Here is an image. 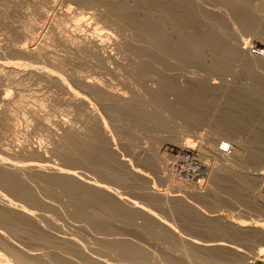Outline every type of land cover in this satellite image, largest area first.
I'll use <instances>...</instances> for the list:
<instances>
[{
  "label": "rangeland",
  "instance_id": "374dc122",
  "mask_svg": "<svg viewBox=\"0 0 264 264\" xmlns=\"http://www.w3.org/2000/svg\"><path fill=\"white\" fill-rule=\"evenodd\" d=\"M73 33L105 39L107 55L73 42ZM252 44L264 45V0H0V108L8 92L13 101L0 121V155L11 152L23 167L64 163L142 208L39 174L36 194L50 206L32 193L22 195L28 204L0 182L8 197L0 196V264H264L261 234L214 219L225 211L264 225V65L248 56ZM218 134L216 149L227 140L238 153L219 173L205 147ZM22 144L46 147L47 157L23 154ZM11 204L23 207L22 218L37 208L20 221ZM4 225L21 230L13 236ZM212 237L239 252L192 241Z\"/></svg>",
  "mask_w": 264,
  "mask_h": 264
},
{
  "label": "bare ground",
  "instance_id": "6f19581e",
  "mask_svg": "<svg viewBox=\"0 0 264 264\" xmlns=\"http://www.w3.org/2000/svg\"><path fill=\"white\" fill-rule=\"evenodd\" d=\"M154 5V4H153ZM156 6V5H155ZM163 7V6H162ZM162 11H163V9H162ZM158 12V11H157ZM162 13V12H161ZM160 13V14H161ZM151 15V14H150ZM157 15H158V13H157ZM159 16V15H158ZM160 19V18H159ZM158 21V20H157ZM163 21V20H162ZM152 22H153V20H152ZM151 22V24H153ZM148 25V24H147ZM151 26V25H150ZM152 27V26H151ZM152 28H154V27H152ZM155 29V28H154ZM74 34V33H73ZM72 34V35H73ZM80 34V33H79ZM75 35V34H74ZM87 35H85V37H84V35H82V36H80V35H75L72 39H73V42L74 41H79L78 43H80V42H82L84 45H86L87 47H90V48H92V49H90L89 48V50H93V48L95 49V50H97L98 52H100L102 55H107V53H108V49H107V47H108V44L105 42V39H103V38H101L100 36H96L95 35V37H93V36H87ZM83 45V46H84ZM86 46H85V48H86ZM35 48H37V47H35ZM35 48H33V49H35ZM32 48L31 49H28V48H23V51L25 52V53H31V52H33V51H35V50H33ZM94 50V51H95ZM242 51H244V52H246V47H243L242 48ZM37 52V51H36ZM99 53V54H100ZM250 58H253L254 59V62L256 61V60H259V62H257V65L258 66H260V65H264V58L263 57H259V58H257V57H252V56H254V55H252V56H250V54L248 55ZM260 60H262V61H260ZM255 65V64H254ZM257 67V66H256ZM264 67V66H263ZM260 68H262V67H260ZM264 69V68H263ZM10 92H8L6 95H4V97L2 98V102L5 104V107L3 106V108H0V121H2L5 117H6V114L8 113L7 111H8V108H7V106L9 107L10 105H11V103L13 102L12 101V97L10 96ZM16 99V98H15ZM14 99V100H15ZM16 101V100H15ZM129 101V100H128ZM125 102H127V101H125ZM123 104H124V102H122ZM130 103V102H129ZM128 103V104H129ZM7 105V106H6ZM121 105V104H120ZM1 106V105H0ZM131 106V105H130ZM127 107H128V105H127ZM10 109V108H9ZM11 110V109H10ZM13 111V110H12ZM11 111V112H12ZM43 115V114H42ZM7 116H8V114H7ZM37 116H38V114H37ZM8 117H11V115L10 116H8ZM40 117V116H39ZM33 118V117H32ZM26 119V118H25ZM8 120V119H7ZM6 120V121H7ZM10 120V119H9ZM30 120V119H29ZM40 121V120H39ZM65 122V121H64ZM66 123V122H65ZM65 123H63L62 125H63V128L62 129H64L65 130V132H67L68 131V129H66L67 128V126H68V124L69 123H67V126H66V124ZM88 125V124H87ZM91 125V124H90ZM51 126V125H50ZM82 126V125H81ZM48 127V126H47ZM70 127H72V126H70ZM28 128V127H27ZM13 129V128H12ZM75 129V128H74ZM72 130V129H71ZM70 130V131H71ZM84 130V129H83ZM69 131V132H70ZM73 131V130H72ZM64 132V131H63ZM90 132H91V130H90ZM89 132V135L91 134ZM217 132V131H216ZM215 132V133H216ZM72 133V132H71ZM81 133H82V131H81ZM87 133V132H86ZM64 134V133H63ZM67 134V133H66ZM99 134V133H98ZM103 134V133H102ZM3 135V134H2ZM7 135V134H6ZM27 135V134H26ZM68 135V134H67ZM92 136H93V134H91ZM99 135H101V132H100V134ZM109 136V134H107V133H104L103 135H102V138H103V140L104 141H107V142H110L111 141V139L108 137ZM216 135V134H215ZM62 136V138H61V140L57 137V140L59 139V143H60V141H62V139H65V135H61ZM92 136H89V137H92ZM221 134H218V136H212V137H209V139L207 140V144L209 145V147L208 146H205V147H207V148H209V151H211L212 152V156H213V159L216 161H214V163L217 165H215L216 166V168H215V172H222V171H226L228 168H231V166L233 165V163H234V161H236L235 159H234V157H236V155L238 154L237 153V151L236 150H234V148L232 149V151H231V153H229V154H225V153H223L221 150H219V148L218 149H216L215 148V144H216V142L218 141V139H220L221 138ZM64 137V138H63ZM93 137H95V136H93ZM6 138V137H5ZM56 138V137H55ZM67 138V137H66ZM76 138V137H75ZM229 138V137H228ZM231 139V138H230ZM6 140V139H5ZM66 140V139H65ZM72 140V139H71ZM236 140V139H235ZM67 141V140H66ZM42 143V142H41ZM62 143H66L65 141L63 142L62 141ZM68 143V142H67ZM231 143V142H230ZM38 144V143H37ZM40 144V143H39ZM206 144V145H207ZM27 145H29V144H27ZM27 145L26 144H24V146H23V144H22V146L23 147H27ZM44 145V144H43ZM63 146H64V144H62ZM108 145H110V144H108ZM240 145V144H239ZM33 145H29V147H32ZM45 146H47V145H45ZM50 146V145H49ZM58 146H60V145H58ZM111 146V145H110ZM23 147H21L22 149H23V152L21 151V150H19V152H22L23 154H25V152L27 151V152H29V153H33L32 155H39L38 157H47V150L44 148V146H42V145H37V146H34V147H32V148H28V149H24ZM62 147V146H61ZM109 147V146H108ZM111 147H113V146H111ZM110 147V150L112 149ZM62 148H64V147H62ZM116 148V147H115ZM16 149V148H15ZM19 149V148H18ZM18 149H17V152H18ZM6 150V149H5ZM59 150V149H58ZM93 150V149H92ZM114 150V149H113ZM12 151V150H11ZM61 151V150H60ZM69 151V150H68ZM87 151H89V150H87ZM115 151V150H114ZM207 152L206 153H208V149L206 150ZM233 151H235V153H236V155H235V153H234V155H233ZM3 152V151H2ZM5 152V151H4ZM3 152V153H4ZM62 152V151H61ZM61 152H59V153H61ZM66 152V151H65ZM107 152H108V150H107ZM113 151H111V153H112ZM9 153L11 154V152H8V155H9ZM21 153V154H22ZM102 153V152H101ZM104 153V152H103ZM110 153V154H111ZM115 153L117 154V152L115 151ZM121 153V152H120ZM0 154H2V153H0ZM13 154V153H12ZM15 154V153H14ZM13 154V155H14ZM19 154V153H18ZM22 154V155H23ZM30 154V155H31ZM108 154H109V152H108ZM113 154H114V152H113ZM5 155L6 156H8L7 155V153H5ZM12 155V156H13ZM17 154H15L14 156H16ZM31 155V156H32ZM6 156H3V155H0V182H2L1 183V186H2V184L3 185H6V187L8 188H10L11 190H13V191H10V193L11 192H19L20 193V197L23 195H26V194H28L29 196L31 195L30 193H32V195H34V194H38V189L36 188V186H34V185H36V183H38L39 184V182H36L35 184H34V177H36V176H33L32 174H39V175H42V176H46L48 179H50V178H53V179H55L54 181L56 182L57 180L58 181H61V187H66L67 185L69 186V184L71 185V184H73V183H75V184H77L78 186L79 185H81V187L80 188H82L83 189V187L84 186H86V189H88V191L87 190H85V191H87V192H90L89 190L91 189V191H93V190H97L98 192H101L103 195H105L106 196V198H107V196H109V197H111L112 198V202L114 203V201H118V203H120L121 204V207H124V204H125V206L127 205L126 203H129V202H127V201H129V199H126L127 201H125L124 202V200H123V198L121 197V196H118L116 193H117V190H116V193H113V191L111 192V190H109V189H105L104 187H103V185H102V183H99V181L97 180V179H95V178H92V177H90L89 175H86V173H83V172H79V171H75L76 170V168H75V170H73L74 169V167H71L70 165V167H68L66 164H64V163H62V164H64V165H66V166H64V165H62V164H59V165H52V164H42V165H35L36 163H34V165L32 166L31 164V166H29V167H27V165H25L26 167H23V166H21V165H17V164H14V163H12V162H10V160L6 157ZM11 156V155H10ZM18 156V155H17ZM20 156V155H19ZM49 156V155H48ZM109 156H111V155H109ZM114 156H116L117 157V155H114ZM209 156H210V153H209ZM239 156V155H238ZM28 157V155L26 156V158ZM36 157V156H35ZM15 158V157H14ZM31 158H33V157H31ZM43 158V159H44ZM119 158V157H118ZM40 159V158H39ZM40 160H42V158L40 159ZM49 159H47L46 158V161H48ZM93 160V159H92ZM107 160V159H106ZM16 161V160H15ZM43 161H45V159L43 160ZM45 161V162H46ZM65 161V160H64ZM89 161V160H88ZM94 161V160H93ZM122 161V160H121ZM124 163L126 162V161H123ZM91 163V162H90ZM120 163V162H119ZM118 163V164H119ZM126 164V163H125ZM128 164V163H127ZM236 164V163H235ZM123 165V164H122ZM238 167V166H237ZM67 168V169H66ZM246 168V167H245ZM251 168V167H250ZM130 169V168H129ZM206 169V168H205ZM213 169H214V167H213ZM244 169V168H243ZM252 169V168H251ZM230 170V169H229ZM233 170H235V169H233ZM245 170H247V169H245ZM231 171L232 170H230V173H231ZM236 171V170H235ZM210 172V171H209ZM247 172V171H246ZM255 173V172H254ZM98 174V173H97ZM236 174V173H235ZM247 174V173H246ZM210 175H211V173H210ZM98 176V175H97ZM233 176V175H232ZM242 177V176H241ZM210 178V177H209ZM44 179H46L45 177H44ZM48 179H46L45 181L47 182V180ZM53 179H50V181H53ZM41 180V179H40ZM211 180V179H210ZM49 181V180H48ZM57 181V182H58ZM102 181V180H101ZM244 181V180H243ZM42 183V182H41ZM59 184H60V182H58ZM105 183V182H104ZM49 184V183H48ZM56 184V183H55ZM64 184H65V186H64ZM76 185V186H77ZM82 185H83V187H82ZM105 185H107V184H105ZM1 186H0V191H1ZM38 186V185H37ZM39 186H40V184H39ZM39 186H38V188H39ZM55 186H59L58 184L57 185H55ZM73 186H74V184H73ZM76 186H74L75 187V189H79V187H77L76 188ZM41 187V186H40ZM60 187V188H61ZM69 187H72V186H69ZM69 187H67V189L69 188ZM87 187H90V188H87ZM108 187V186H107ZM3 188H5V186H3ZM209 188V187H208ZM40 189V188H39ZM41 189H42V187H41ZM41 189L39 190V191H41ZM111 189V188H110ZM113 189V188H112ZM205 189V188H204ZM43 190V189H42ZM80 190V189H79ZM201 190V189H200ZM6 191H8L9 192V190L8 189H6ZM71 191V190H70ZM96 191V192H97ZM115 191V190H114ZM2 192V191H1ZM5 192V191H4ZM42 192V191H41ZM96 192H94V193H91L90 195H93V194H96ZM97 192V193H98ZM123 192V191H122ZM260 192V191H259ZM19 193H16V194H18V196H17V198L19 197ZM121 193V192H120ZM201 193V192H200ZM203 193H205V192H203ZM264 193V192H263ZM9 194V193H8ZM15 193H14V195H16ZM36 194V195H37ZM43 194V193H42ZM41 193L39 194V195H42ZM119 194V193H118ZM121 194H123V193H121ZM1 195H4V194H2L1 193ZM0 195V196H1ZM7 195V194H6ZM6 195H4L3 197H5V198H8ZM39 195H37L36 197H38V198H40L39 199V201H38V199H37V201L40 203V201H41V196H39ZM98 195V194H97ZM103 195H98V197L100 196L101 197V200H102V198H103ZM165 195V194H164ZM164 195H162V196H164ZM167 195V196H166ZM165 196L167 197V200H166V202L168 201V203H169V200L170 199H168L169 198V196H171V195H168V194H166ZM12 195H10L9 197H11ZM23 196L21 197L22 199H24L23 198ZM96 196V195H95ZM164 196V197H165ZM263 196H264V194H263ZM2 197V196H1ZM12 197H15V196H12ZM11 197V198H12ZM25 197V196H24ZM27 197L28 196H26V198L24 199L25 201H28V204H29V200H30V198H29V200L27 199ZM50 197V196H49ZM109 197H108V201L110 202V199H109ZM124 197V196H123ZM16 198V197H15ZM21 198H20V201H21ZM33 199L35 198V197H32ZM105 198V199H106ZM125 198H127V197H125ZM4 199V198H3ZM19 199V198H18ZM32 199V200H33ZM44 199H45V197H43V201H44ZM104 199V200H105ZM114 199H116V200H114ZM164 199V198H163ZM166 199V198H165ZM2 199H0V201H1ZM5 200V199H4ZM3 200V201H4ZM16 200V199H15ZM14 200V201H15ZM46 200V199H45ZM114 200V201H113ZM172 200H173V198H172ZM185 200V199H184ZM14 201H13V203H14ZM31 201V200H30ZM37 201H35V199H34V202H37ZM48 201V200H47ZM47 201H45L46 203H48ZM100 201V200H99ZM8 202H11L10 201V198L8 199ZM8 202H6L5 203V205L6 204H8V205H10ZM17 202V201H16ZM23 202V201H22ZM45 202H43V204H45ZM52 202V201H51ZM130 202H132L133 203V201H130ZM1 203V202H0ZM31 203V202H30ZM33 203V202H32ZM38 203V204H39ZM4 204V203H3ZM14 204H16V203H14ZM20 204H21V202H20ZM20 204H18V205H20ZM27 204V205H28ZM35 205H37V203H34ZM34 204H32V205H34ZM42 203H40V205H41ZM42 204V205H43ZM106 204H108V203H106ZM120 204L118 205V207L120 206ZM122 204H123V206H122ZM135 204V203H134ZM134 204H133V207L131 206V205H128V209L130 210V208L132 207V209L131 210H133V208H137L138 207V205H136L135 207H134ZM13 204H11V211L10 212H15V213H17L20 209H22L21 207H20V209H19V207H18V211H17V207H16V205H15V207L14 206H12ZM31 205V206H32ZM48 205V204H47ZM112 205H114V204H112ZM20 206H22V205H20ZM23 206H26V205H23ZM39 206V205H38ZM45 206V205H44ZM48 206H50V202H49V205ZM48 206H46V207H48ZM111 206V205H110ZM129 206H130V208H129ZM226 206V205H225ZM6 207V206H5ZM5 207H3L2 206V204H0V215L1 214H4V208ZM29 207V206H28ZM35 207L36 206H34V208L33 207H31V210H29V211H27V212H29V216H32V213H31V211H32V208H33V210L35 209ZM56 207V206H55ZM170 207H172V206H170ZM215 207H217V206H215ZM10 208V207H9ZM8 208V209H9ZM24 208H26V207H24ZM37 208V207H36ZM198 208V207H197ZM224 208V207H223ZM227 208V207H226ZM225 208V209H226ZM229 208V207H228ZM5 209H7V208H5ZM28 209H30V208H28ZM27 209V210H28ZM137 209H141L142 210V208H137ZM207 209V208H206ZM10 210V209H9ZM9 210H7V211H9ZM24 209H22V210H20V212L21 211H23ZM135 210V209H134ZM145 210V209H144ZM143 210V211H144ZM145 211H147V210H145ZM144 211V212H145ZM202 211V210H201ZM212 211V210H211ZM210 211V212H211ZM215 211H217V210H215ZM5 212H6V210H5ZM148 212V211H147ZM224 212V213H223ZM221 214H218V216H216L215 218L214 217H209V219L210 218H214V219H225V220H232L233 222H235V223H237V224H239V225H246L247 226V228L250 230V233H251V231L252 232H254V233H258V234H261L262 235V239H263V242L262 243H264V225H262V224H259L257 221H254V220H249V221H245V220H241V219H235V218H232V216L231 215H229L228 213H225V211H223ZM12 213H9L8 212V214L7 213H5L6 215H12ZM24 213V212H23ZM26 213V212H25ZM30 213H31V215H30ZM34 214H35V212H33ZM146 213V212H145ZM203 213H204V211H203ZM208 213V212H207ZM207 213H206V218H207ZM18 214V213H17ZM37 214V213H36ZM34 215V216H36L37 217V215ZM97 214V213H96ZM147 214V213H146ZM4 216L3 215V217H6L5 219L3 218V219H1V220H5V222H4V224H6L7 223V225L8 226H10L12 223L14 224V221H11L10 219H13L14 220V217L12 218H10V216H9V221H11L10 222V225L8 224L9 222H6V219H8V217L7 216ZM19 215H22V214H18V216ZM23 215H25V214H23ZM22 215V216H23ZM39 215V214H38ZM203 215H205V213L203 214ZM213 215V214H212ZM212 215H210V216H212ZM216 215V214H215ZM214 215V216H215ZM235 215V214H234ZM13 216H17V215H13ZM17 216V217H18ZM28 215L26 214V217H27ZM28 216V217H29ZM33 216V217H34ZM238 216V215H237ZM245 216V215H244ZM20 217L21 216H19V220L21 221L22 219H25L24 217L22 218L21 217V219H20ZM27 217V218H28ZM41 217V216H40ZM39 217V219H42V217L40 218ZM103 217V216H102ZM176 217V216H175ZM239 217V216H238ZM241 218H242V215L240 216ZM248 217V216H247ZM32 218V217H31ZM97 218V217H96ZM18 219V218H17ZM30 219V218H29ZM28 219V221H30ZM33 219H36L35 217L33 218ZM39 219H36V220H38L39 221ZM205 219V218H204ZM15 220H16V218H15ZM18 220V221H19ZM27 220V219H26ZM26 220H23V221H25V226L27 227V225H26ZM173 220V219H172ZM206 220V219H205ZM19 221V222H20ZM34 220H32V221H30L31 222V224L32 225H35V224H33L32 222H33ZM41 221V220H40ZM44 221V220H43ZM42 221V222H43ZM207 221V220H206ZM16 222H17V220H16ZM35 222V221H34ZM37 222V221H36ZM41 222V224H39V226L40 225H42V224H44V223H42ZM179 222V221H178ZM219 222H221V221H219ZM227 222V221H226ZM2 223V222H1ZM0 223V224H1ZM169 223L171 224V222L169 221ZM229 223V222H228ZM13 224H12V226H13ZM22 224H23V222H22ZM28 224V223H27ZM30 224V223H29ZM166 224V223H165ZM213 224V223H212ZM2 225H3V223H2ZM6 225V226H7ZM17 225V223L15 224V226ZM19 225L20 226H22V227H24L23 225H21V223H19ZM168 225V224H167ZM229 225H231L230 223H229ZM232 225H233V223H232ZM232 225H231V228H232ZM5 225H4V227L3 228H5V230H7L6 228L8 227H6ZM12 226H10V228L12 227ZM14 226V227H15ZM19 226V227H20ZM28 226H30L31 227V225H28ZM37 227H38V225H36ZM43 226V225H42ZM45 226V225H44ZM169 226V225H168ZM171 226V228H168V230H170V231H179V230H177V229H179L180 228V226H178V224L175 222V220L173 221V224L172 225H170ZM2 227V226H1ZM14 227H13V230H11V231H16V229L18 230V231H20L21 229V227L18 229V228H16V229H14ZM18 227V226H17ZM33 227V226H32ZM31 227V228H32ZM179 227V228H178ZM223 227V226H222ZM228 228H229V226H227ZM226 227V228H227ZM238 227V226H237ZM236 227V228H237ZM240 227V226H239ZM238 227V228H239ZM243 227V226H242ZM35 227H33V229H34ZM225 228V227H224ZM37 229V228H36ZM39 229H40V227H39ZM221 229V228H220ZM233 229H235L234 227H233ZM3 230V229H2ZM1 230V231H2ZM10 230V229H9ZM9 230H7L8 231V233L9 232H11V231H9ZM209 230H211V229H209ZM208 230V231H209ZM240 230V232H241V229H239ZM243 230V229H242ZM248 230V231H249ZM4 231V230H3ZM2 231V234L4 233ZM17 231V232H18ZM226 231V230H225ZM173 232V233H174ZM217 232V231H216ZM223 232H224V230H223ZM229 232V231H228ZM227 232V233H228ZM230 232L232 233L233 231L232 230H230ZM229 232V233H230ZM236 232V231H235ZM243 232V231H242ZM6 233V232H5ZM12 234H13V236L16 234V232H11ZM191 233V232H190ZM226 233V232H225ZM244 233H245V229H244ZM243 233V234H244ZM246 233H247V231H246ZM249 233V234H250ZM1 234V233H0ZM176 234H177V232H176ZM213 234V233H212ZM233 234V233H232ZM236 234V233H235ZM243 234H242V237H245L246 235H248V236H251V235H249V234H244V236H243ZM4 235H7V234H4ZM223 235V234H222ZM224 235H226V234H224ZM231 235V234H230ZM237 235V234H236ZM12 236V235H11ZM178 236H180V234L178 235ZM197 236V235H196ZM220 236V235H219ZM239 236V235H238ZM238 236H236V237H238ZM241 236V235H240ZM8 238H9V236H7ZM61 237V236H60ZM63 237V236H62ZM61 237V238H62ZM118 237V236H117ZM210 237V236H209ZM1 238V237H0ZM3 238V237H2ZM58 238H59V236H58ZM57 238V239H58ZM60 238V239H61ZM114 238V237H113ZM187 238V237H186ZM196 238V237H195ZM202 238V237H201ZM214 237H212L211 239L212 240H206V242H198V241H195V240H192L193 242H194V246H196V244H198L196 247H202L203 249H212V250H216L217 251V249H224V251H226V250H229V252L230 251H238L237 249H240V248H237V247H239V246H237L236 247V245L234 246L233 244H229L228 242L227 243H225L226 241H220L218 238L217 239H213ZM221 238V237H220ZM4 239H7V238H4ZM69 238H66L65 240H68ZM123 239V238H122ZM125 239V238H124ZM224 239V238H223ZM232 239V238H231ZM238 239V238H237ZM236 239V240H237ZM240 239V238H239ZM243 239V238H242ZM254 239H256V238H254ZM262 239H257V240H259V241H261ZM9 240V239H8ZM62 240H63V238H62ZM71 240V239H70ZM75 240V239H74ZM120 240V239H119ZM187 240V239H186ZM191 240V239H190ZM225 240V239H224ZM227 241H228V239H226ZM232 240H234V239H232ZM245 240H246V238H245ZM256 240V241H257ZM58 241H60V240H58ZM69 241V240H68ZM73 241V240H72ZM71 241V242H72ZM112 241V240H111ZM110 241V242H111ZM122 241V240H121ZM123 241H125V240H123ZM122 241V242H123ZM131 241H133V240H131ZM188 241V240H187ZM192 241H190V244L193 246V244L191 243ZM248 241V240H247ZM246 241V242H247ZM252 241V240H251ZM259 241H257V243L259 242ZM126 242H129V241H126ZM244 242V241H243ZM253 242V241H252ZM113 243V242H112ZM116 243V242H115ZM67 244H68V242H67ZM74 244V243H73ZM76 244V243H75ZM117 244V243H116ZM115 244V245H116ZM120 244V243H119ZM123 244V243H122ZM128 244H130V243H128ZM127 244V245H128ZM132 244V243H131ZM130 244V245H131ZM184 244V243H183ZM185 244H186V242H185ZM189 244V245H190ZM242 244V243H241ZM259 244V243H258ZM258 244H256V245H258ZM76 245H78V243L76 244ZM126 246V245H125ZM129 246V245H128ZM134 246H136V245H134ZM138 246V245H137ZM142 246V245H141ZM250 246V245H249ZM123 247V246H122ZM139 247V246H138ZM144 247V246H143ZM189 247V246H188ZM188 247H185V248H188ZM261 247V246H260ZM140 248H142V247H140ZM184 248V247H183ZM263 248V247H262ZM124 249V248H123ZM122 249V250H123ZM131 249V248H130ZM143 250H144V248H142ZM141 249V250H142ZM146 250V249H145ZM182 250V249H181ZM243 250V249H242ZM251 250H253V249H251ZM256 250V249H255ZM120 251V250H119ZM138 251V250H137ZM199 251V250H198ZM201 251H203V250H201ZM200 251V252H201ZM220 251V250H219ZM222 251V250H221ZM257 251V250H256ZM123 252V251H122ZM129 252H130V250H129ZM129 252H127V254L129 253ZM144 252V251H143ZM183 252V251H182ZM193 251H188V253H192ZM205 252V251H204ZM212 252V251H211ZM239 252V251H238ZM258 252V251H257ZM124 253V252H123ZM142 253V252H141ZM144 253H146V252H144ZM150 253H152V252H150ZM154 253H156V252H154ZM172 253H174L173 251H172ZM177 253V252H176ZM185 253V252H184ZM188 253H187V251H186V255L187 256H189V255H191V254H189L188 255ZM216 253V252H215ZM212 254V253H211ZM226 254V253H225ZM262 254H264V249H260V252H259V255H262ZM150 255V254H149ZM170 255V254H169ZM193 255V254H192ZM251 255V254H250ZM125 256V255H124ZM147 256V255H146ZM154 256L155 255H153V258H154ZM186 256V257H187ZM214 256V255H213ZM220 256V255H219ZM218 255H217V257H219ZM230 256V255H229ZM145 257V256H144ZM172 257V256H171ZM182 257H184V256H182ZM215 257V256H214ZM243 257H244V255H243ZM248 258H249V256H247ZM251 257V256H250ZM264 257V256H263ZM130 258V257H129ZM139 258V257H138ZM190 258V257H189ZM197 258V257H196ZM200 258V257H199ZM216 258V257H215ZM223 258V257H222ZM124 259V258H123ZM126 259V258H125ZM144 259V258H143ZM155 259H157V258H155ZM181 259H183V258H181ZM214 259V258H213ZM224 259V258H223ZM244 259V258H243ZM263 259V258H262ZM137 260V259H136ZM193 260H195V259H193ZM200 260V259H199ZM204 260V259H203ZM215 260L216 259H214L213 261H214V263H215ZM220 260V259H219ZM248 260V259H247ZM175 261V260H174ZM184 261V260H183ZM188 261V260H187ZM198 261V260H197ZM225 260H223V262H224ZM241 261V260H240ZM132 262V261H131ZM152 262V261H151ZM168 262V261H167ZM176 262V261H175ZM208 262V261H207ZM216 262H218L217 260H216ZM226 262V261H225ZM224 262V263H225ZM251 262V261H250ZM179 263V262H178ZM162 264V263H161ZM166 264V263H165ZM175 264H177V263H175ZM191 264V263H190ZM204 264V263H203ZM217 264V263H216ZM228 264V263H227ZM234 264V263H233ZM241 264V263H240Z\"/></svg>",
  "mask_w": 264,
  "mask_h": 264
},
{
  "label": "built area",
  "instance_id": "2783aa9c",
  "mask_svg": "<svg viewBox=\"0 0 264 264\" xmlns=\"http://www.w3.org/2000/svg\"><path fill=\"white\" fill-rule=\"evenodd\" d=\"M248 52L251 55L263 57L264 58V45L258 46V45H250L248 46ZM219 150H221L225 154L231 153L233 146L232 144L227 140H222L218 145Z\"/></svg>",
  "mask_w": 264,
  "mask_h": 264
}]
</instances>
